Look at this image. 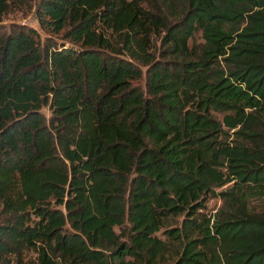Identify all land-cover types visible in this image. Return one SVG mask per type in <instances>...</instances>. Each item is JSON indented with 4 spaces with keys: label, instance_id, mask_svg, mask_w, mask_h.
<instances>
[{
    "label": "trees",
    "instance_id": "trees-1",
    "mask_svg": "<svg viewBox=\"0 0 264 264\" xmlns=\"http://www.w3.org/2000/svg\"><path fill=\"white\" fill-rule=\"evenodd\" d=\"M21 5L43 34L0 30V263L264 264V0L0 20Z\"/></svg>",
    "mask_w": 264,
    "mask_h": 264
},
{
    "label": "rangeland",
    "instance_id": "rangeland-1",
    "mask_svg": "<svg viewBox=\"0 0 264 264\" xmlns=\"http://www.w3.org/2000/svg\"><path fill=\"white\" fill-rule=\"evenodd\" d=\"M10 23H17V24H26L28 26L35 27L40 34L42 35L43 32L40 30L36 19L34 18L32 7H29L27 5H21V6H14L7 10L5 13H3L1 20H0V30L3 31L7 29ZM194 39L196 41H200V31L196 30L194 34ZM43 111L46 112V110L43 108ZM220 203V200L216 197L209 198L206 201V207L205 212H210L214 210V208ZM158 235L162 238H164V235L158 233ZM37 252L32 249L28 248L25 250H22L18 253L17 258H10L9 264H37L36 259ZM1 264V263H0Z\"/></svg>",
    "mask_w": 264,
    "mask_h": 264
}]
</instances>
